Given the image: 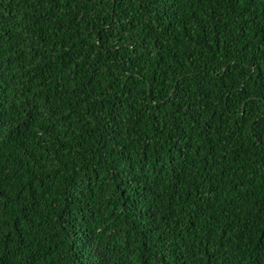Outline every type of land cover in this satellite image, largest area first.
Returning <instances> with one entry per match:
<instances>
[{
	"label": "trees",
	"instance_id": "16d2710c",
	"mask_svg": "<svg viewBox=\"0 0 264 264\" xmlns=\"http://www.w3.org/2000/svg\"><path fill=\"white\" fill-rule=\"evenodd\" d=\"M0 264H264V0H0Z\"/></svg>",
	"mask_w": 264,
	"mask_h": 264
}]
</instances>
